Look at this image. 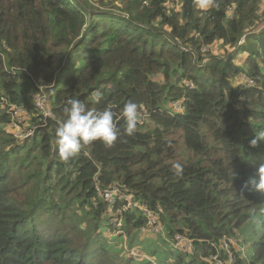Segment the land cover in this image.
I'll list each match as a JSON object with an SVG mask.
<instances>
[{
	"label": "trees",
	"instance_id": "16d2710c",
	"mask_svg": "<svg viewBox=\"0 0 264 264\" xmlns=\"http://www.w3.org/2000/svg\"><path fill=\"white\" fill-rule=\"evenodd\" d=\"M210 1L115 0L117 14L85 0H0V264H226L221 241L244 227L260 234L247 259L230 247V264H264L261 0ZM215 42L233 51H202ZM37 86L52 118L39 115ZM9 104L26 110L29 138L9 132ZM140 107L143 125L130 112ZM97 188L131 195L194 250L142 249L146 218L129 210L122 243L150 259L120 261L105 230H118L109 208L123 201Z\"/></svg>",
	"mask_w": 264,
	"mask_h": 264
},
{
	"label": "rangeland",
	"instance_id": "374dc122",
	"mask_svg": "<svg viewBox=\"0 0 264 264\" xmlns=\"http://www.w3.org/2000/svg\"><path fill=\"white\" fill-rule=\"evenodd\" d=\"M85 1L91 7H93V9H103V10L111 11V12H114V13H117V14H119L118 11H120L121 13H123L121 10H119V9H117L115 7V4L113 2L115 0H85ZM178 2H179V0H175V4H177ZM210 3H211V1L208 2V0H206L205 4H203L201 6V8H203V9L208 8L209 5H210ZM168 5H169V7L173 6V1H170ZM176 8H177V6H176ZM260 9H261L260 10L261 11L260 13H262V16H263L262 24L264 25V0H261ZM242 41L241 40L238 41L239 45H241L243 43ZM227 49H228L229 52H232L233 51V50H230L229 48H224L223 45L220 42H215L212 46H210V48H206L205 47V48L202 49V51H206V52H208L211 55H215V56L218 55V57H225L226 52H227ZM0 61H4V60L1 58ZM20 76H21V80L19 81L20 90L22 92H25L28 89L30 90L29 81L26 80L25 78H23L24 75H20ZM155 78L156 77L154 76V79ZM37 88L39 89L38 90L39 91V94H35L34 93L35 106H36V108H37V110L39 112L40 117H42L44 119H49L52 116H51V112L48 109L47 98L42 95V93L43 94H45V93L43 91H40V89H42V87L37 86ZM34 99H33V101H34ZM4 100L5 99L0 98V103L2 104V105H0V107H3L4 108V105H3ZM174 102H176V101H174ZM174 102H172V103H174ZM172 103L170 104L171 106H173ZM10 105L11 104L7 105V110L6 111H7L8 114H10L11 119H14V121H16L20 125V128L23 131H27V130H30V129H35V126L34 125L30 124L28 121L25 122L27 120L26 119L27 113H26V110L24 108L23 109L25 111V114L23 115V117L22 116L15 117V115H12V113H11V108H9ZM170 105H169V109H170ZM12 106H15L16 108L19 107V106L14 105V104H12ZM138 111H139L138 112L139 114H140V112H146L141 107H140V110H138ZM138 121H139V125H141V124L143 125V123H145L142 119H138ZM26 126H28V127H26ZM9 128H11V130H9L7 127H6V130L8 129L9 132L12 133L15 138H17V139H24V136L25 135L22 136V137H20V136L19 137H16L15 130H14L13 126H12V123L9 124ZM126 198H129V197H126ZM130 200L133 203H135L138 206H140V207H146L147 208V206H145L144 204H140V203L134 201L132 199V196L131 195H130ZM122 201H123L122 207L119 208V209H117L115 212H112L111 208H109V212L111 213L110 216H113L114 217L113 225L115 227H117L116 229H118V230L115 232V231H110V229L107 228L105 230L106 231L105 232V236L109 239L110 244L111 243L114 244L118 249H120V248L123 247V250L124 251L123 252L120 251L119 254H118L119 257H120L119 258L120 261H123L124 258H127V259H130V260L134 261V262L140 263V260L150 259L149 255H146L145 252H141V251H140V254L139 255H136L135 253L133 254L132 253V250H134V248L131 251L128 250L127 249L128 247L126 246L127 244L122 243L123 238H122V236H120L122 234V231H120L119 229L121 228V226L123 224V219L122 218H123V213L124 212H127L129 210H135V211L141 213L146 218V223L148 221V217L139 208L133 207V206L127 207V202L124 199H122ZM109 205H111V204H109ZM147 210L150 212L151 216L154 218V220L156 221V223L162 228V233H160V234L154 233V231L152 229H154L155 224L151 223L148 228H144L139 233L140 235H142V239H141L140 246H141L142 249H145V250L147 249V251H153V250H155V252L158 255H163V257H164V254L167 251H169V249H168L167 246L163 245V242H165L168 246L171 247V249H173L172 246H171V242H172L173 239H168L167 238L165 229L162 226V224L159 222V219H158L157 214L155 212L151 211L149 208H147ZM158 211H160V210L158 209ZM146 223H145V225H146ZM253 232H256L257 233L256 236H258V234H260V232H258V231H252L251 227L250 228L244 227L241 231H238V233L241 236L239 235L235 239L234 238L231 239V238L226 237V238H224L221 241V243H223L222 247L225 250L224 252L225 253L226 252L228 253V262L227 263H229V259L232 260L231 262H234V259L236 258V255L233 256V254L231 253L233 251L228 252L230 247H233L234 249H236L239 252L237 254H241L242 253V256L245 259H247V255H248L249 250H250L251 241L256 238L255 235H254L255 233H253ZM116 235L120 236V238H115L117 240H113V241L111 240L110 241V239H112ZM239 237H244L245 239L244 238L242 239L244 241H241L239 239ZM137 238H139V235H137ZM185 238H187L190 241H192L187 236H185ZM120 239H121V241H120ZM243 242H244V244H243ZM193 250H194V241H193L192 248L188 252H191ZM113 252H115V251L113 250ZM180 252H182V251H180ZM210 259L212 261H214L215 264H218L217 261L218 262H221V264H225L222 261H220L217 258V256H212V257H210ZM151 260L156 263V261H155L154 258H152Z\"/></svg>",
	"mask_w": 264,
	"mask_h": 264
},
{
	"label": "built area",
	"instance_id": "2783aa9c",
	"mask_svg": "<svg viewBox=\"0 0 264 264\" xmlns=\"http://www.w3.org/2000/svg\"><path fill=\"white\" fill-rule=\"evenodd\" d=\"M45 96V95H43ZM175 104V105H174ZM173 106L170 105V109L176 113H181L183 111V108H182V101H176L174 103H172ZM9 108H11V113L12 115H15V117H18V116H22L25 114V111L23 109V107L19 106V107H15V106H12L10 105ZM49 109V108H48ZM50 111V110H49ZM51 112V111H50ZM132 114H135V113H138L139 111L138 110H131L130 111ZM51 116H52V113H51ZM146 117V112H140V117L138 119H142L144 121ZM52 118V117H51ZM12 123V126L15 130V135L16 137H22L24 136V139L32 136V134L34 133L35 129H30V130H27V131H23L21 128H20V125L14 121V119H12V121L10 122ZM22 140V139H21ZM97 192H99V194L105 198V200L113 205L116 201V199H124L126 202H127V207H137L139 208L143 213H145L148 217V221L146 223V225L144 227L141 228V231L144 229V228H148L149 225L151 223L155 224V227L154 229H152L154 231V233H157V234H160L162 233V228L156 223V221L154 220V218L151 216L150 212L147 210L146 207H140L138 206L137 204L133 203L131 200H130V195L128 194H124L121 192L120 189L118 188H113V189H108V190H104V191H100L98 188H97ZM126 197H129V198H126ZM126 198V199H125ZM192 240V239H191ZM171 246L172 248L175 250V251H182V252H188L190 251V249L192 248L193 246V240L190 241L189 239L185 238V236H182V235H176L174 237V239L172 240L171 242ZM132 253L136 254V255H139L140 253L139 252H136L134 250H132ZM216 260V259H215ZM232 260L229 259V264ZM218 264H221V262H218Z\"/></svg>",
	"mask_w": 264,
	"mask_h": 264
}]
</instances>
